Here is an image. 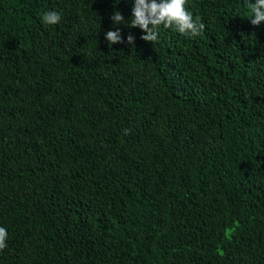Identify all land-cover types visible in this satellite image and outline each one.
I'll use <instances>...</instances> for the list:
<instances>
[{
  "label": "trees",
  "instance_id": "obj_1",
  "mask_svg": "<svg viewBox=\"0 0 264 264\" xmlns=\"http://www.w3.org/2000/svg\"><path fill=\"white\" fill-rule=\"evenodd\" d=\"M247 2L187 0L203 35L161 25L153 44L111 19L134 0H0V264H264Z\"/></svg>",
  "mask_w": 264,
  "mask_h": 264
},
{
  "label": "clouds",
  "instance_id": "obj_2",
  "mask_svg": "<svg viewBox=\"0 0 264 264\" xmlns=\"http://www.w3.org/2000/svg\"><path fill=\"white\" fill-rule=\"evenodd\" d=\"M247 8L252 15L249 17L251 24L260 25L264 21V0H248ZM111 19L114 24H127L132 28H140L146 35L141 36L144 41L155 44L159 37V28L173 29L184 36L198 37L203 35L205 23L202 17L195 16L188 10L187 0H134L132 18L130 23L125 21L124 15L119 10H115ZM43 23L56 25L61 20V15L56 11H48L42 17ZM109 47L117 43H124V39L119 30L107 31L105 34ZM127 43L135 46V37L128 35ZM127 134V130H126ZM8 232L5 227L0 226V252L7 248Z\"/></svg>",
  "mask_w": 264,
  "mask_h": 264
}]
</instances>
